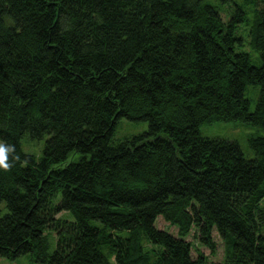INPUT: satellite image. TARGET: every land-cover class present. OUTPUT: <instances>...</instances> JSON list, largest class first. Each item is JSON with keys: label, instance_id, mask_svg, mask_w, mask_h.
I'll list each match as a JSON object with an SVG mask.
<instances>
[{"label": "trees", "instance_id": "1", "mask_svg": "<svg viewBox=\"0 0 264 264\" xmlns=\"http://www.w3.org/2000/svg\"><path fill=\"white\" fill-rule=\"evenodd\" d=\"M122 118L149 129L116 142ZM234 121L264 129V0H0V257L210 264L187 238L216 230L211 264H264V135L248 159L200 132Z\"/></svg>", "mask_w": 264, "mask_h": 264}, {"label": "rangeland", "instance_id": "2", "mask_svg": "<svg viewBox=\"0 0 264 264\" xmlns=\"http://www.w3.org/2000/svg\"><path fill=\"white\" fill-rule=\"evenodd\" d=\"M246 51H250V53L254 54L251 50V47L247 41ZM254 64L258 65L257 57L254 58ZM247 97L251 100V107L250 111L253 112L256 109L258 97H259V88L258 87H249L247 91ZM149 129V124L147 122H133L126 118H122L119 120L116 134H115V141L120 142L126 138H131L133 136H137L140 134L145 133ZM200 132L204 137L210 139H221V140H228L237 142L245 157L248 159H254L256 157L255 152L250 148L249 140L250 138L261 137L264 135V129L251 126L247 123H243L241 121H234V122H214L210 124H204L200 126ZM47 136L43 137L42 139H32L31 137L24 136L21 145L22 149L25 153L31 154L35 156L37 160H40L43 157L45 143H46ZM80 160V155L75 153L68 157L66 162H64L61 167L67 165L71 162H78ZM60 197L56 199V203H58ZM58 217L67 219L69 221H73L74 217L70 212H62L58 215ZM156 226L158 229L164 230L169 232L170 234L178 237V229L176 227L171 226L167 223L163 217H158L156 221ZM196 231L193 230L191 235L187 238V241L191 242L194 245L192 249V257L194 259L198 258V252H202L207 258L208 263H221L224 259V252H225V242L220 234L213 230V240L216 244L215 254L211 253V250L206 246L201 245L199 238L195 237ZM51 251H54L56 248V241L52 240ZM0 264H43L37 261H34L31 255H24L14 260H10L8 258H1L0 257Z\"/></svg>", "mask_w": 264, "mask_h": 264}, {"label": "clouds", "instance_id": "3", "mask_svg": "<svg viewBox=\"0 0 264 264\" xmlns=\"http://www.w3.org/2000/svg\"><path fill=\"white\" fill-rule=\"evenodd\" d=\"M10 149H6L2 143H0V168L4 170H8L10 168V164L8 161V153Z\"/></svg>", "mask_w": 264, "mask_h": 264}]
</instances>
